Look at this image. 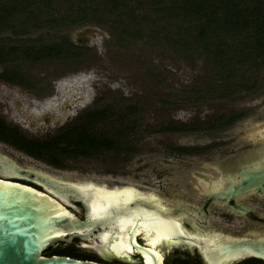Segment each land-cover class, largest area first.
I'll return each mask as SVG.
<instances>
[{"label":"rangeland","instance_id":"1","mask_svg":"<svg viewBox=\"0 0 264 264\" xmlns=\"http://www.w3.org/2000/svg\"><path fill=\"white\" fill-rule=\"evenodd\" d=\"M44 34L38 33L29 39L38 36L43 38ZM66 35L74 44L87 50L83 58L75 63L42 62L31 67L21 65L25 69L24 73L51 82L54 95L43 102L35 101L0 85L1 109L4 110L7 100L12 105L9 111L5 110L4 117L13 121L19 118L15 122L25 123L27 136L41 138L92 102L99 107L112 105L114 110L133 105L138 111L132 117L138 122L130 130V136L138 141L137 148H141V152L137 151L128 157H77L64 162L65 169H56L41 161L28 159L11 147L0 144V154L14 159L19 166L71 183H91L111 189L134 188L145 194L151 192L157 195L155 199L168 204L174 201L197 203V199L192 197V193H195L192 184L196 181L190 179L192 184L188 185L185 174L201 171L197 165L214 163L217 158L199 159L194 161L195 166L189 167L188 162L181 157L166 155L164 152L167 147L197 145L202 142L200 139L214 138L220 141L222 149L236 142L239 143V149L247 145L248 139L252 137H264V67L250 72L244 82H239L240 86H249L248 90L239 92V87L236 88L238 94L233 97L221 99L217 96L196 101L191 90L205 86L213 88L219 85L222 90L226 87L225 83H216L219 78L217 70L201 51L184 52L168 43L156 46L144 42L117 44L108 31L95 26L74 28L68 30ZM21 103L23 108L26 107L22 109L26 110V120L21 114L16 117ZM44 103L46 107L42 108ZM231 112L240 115L238 121L228 129L218 130L214 134L155 133L169 123L209 120L216 115ZM105 127H108L107 123ZM144 156L146 159L142 161ZM112 158L115 159L110 161ZM154 159L158 161V166L167 167L171 171L174 177L168 183L172 185H167L165 178L157 181L153 175L146 179L145 174L148 172L140 171L143 162H154ZM76 214L81 215L80 212ZM193 225L201 230L197 224ZM177 248L183 249L174 244L166 247L159 244L157 250L164 255V263L171 264L177 257H186L185 250L176 251ZM79 249L87 253L90 251ZM191 251L189 259L193 261L194 252ZM130 259L139 261L133 256Z\"/></svg>","mask_w":264,"mask_h":264},{"label":"trees","instance_id":"2","mask_svg":"<svg viewBox=\"0 0 264 264\" xmlns=\"http://www.w3.org/2000/svg\"><path fill=\"white\" fill-rule=\"evenodd\" d=\"M83 26L105 29L117 44L168 43L184 52L201 51L217 70L216 83L226 87L191 90L196 101L246 91L249 86L239 82L264 67V0H0V65L79 62L87 50L66 32ZM38 33L46 35L29 39ZM137 111L133 105L117 110L111 105L108 112L95 109L43 141L24 138L0 121V142L56 169H65L64 162L77 157H128L135 154L136 144L129 138L138 122L132 117ZM157 131L195 129L172 123ZM42 256L118 264L80 251L74 241L58 243ZM171 264L200 263L177 257Z\"/></svg>","mask_w":264,"mask_h":264},{"label":"water","instance_id":"3","mask_svg":"<svg viewBox=\"0 0 264 264\" xmlns=\"http://www.w3.org/2000/svg\"><path fill=\"white\" fill-rule=\"evenodd\" d=\"M11 178L30 181L44 192ZM257 187L264 194V167L243 172L220 195L233 211L264 222L247 207L234 203L244 190ZM72 203L82 206V219L64 207L81 211ZM178 217L172 208L132 191L55 179L22 168L0 154V264H99L42 256L58 243L70 244L74 239L79 248L90 249L108 261L139 263L130 259L135 254L141 264H165L159 250L150 249L144 238L142 245L137 244L135 232L141 229H149L158 238H171L161 243L164 247H196L201 264H231L250 255L264 260V241L204 242L197 234L185 231ZM124 227H128L126 242L131 254L122 243Z\"/></svg>","mask_w":264,"mask_h":264},{"label":"flooded vegetation","instance_id":"4","mask_svg":"<svg viewBox=\"0 0 264 264\" xmlns=\"http://www.w3.org/2000/svg\"><path fill=\"white\" fill-rule=\"evenodd\" d=\"M21 67L22 66L18 68H14L6 65H0V85H5L8 88L17 92L18 94L19 92L22 93L25 96V98L26 96H28L29 98H33L35 101L38 100L43 102L54 95L52 94L54 90L51 85V82L47 83L45 82L46 78L42 77L38 79L36 77H33L31 74L27 72L24 73L25 69ZM92 103L90 106L89 105L84 106L76 113L70 115V117L67 118L64 122L56 126V130L51 131L49 134H46V136L41 138L27 136L25 133L26 131L25 123L21 121L15 122L16 119L19 118H15L14 119L15 121H13L11 118L8 119L4 117L6 114L5 110L9 111L10 106H12L9 100H7L6 103L4 104V110L3 108L1 109V105H0V121L7 128L14 129L17 132H19L22 136H24V138L43 141L55 136L62 129L70 125L73 126L76 125L80 117L84 116L85 114L89 115V113L93 112V110L95 109H103L107 112L109 111L110 105L99 107L98 105L97 106L94 105V103L92 105ZM19 105L20 106L16 114V117H19V114H21L22 116H25L23 119L26 120V110H22V109H26V107L23 108L22 103ZM43 107H46L45 103L42 106V108ZM239 116L240 115L238 113L231 112L227 114L216 115L213 119H209V120L206 119L201 121L194 120L187 123L180 122L177 124H181L183 127L194 128L195 131L164 132L161 134H166V133L214 134V132L216 133L218 130L223 131L231 127L235 122L238 121ZM232 117L235 118L231 120ZM170 124L172 123H169L167 125ZM165 126L166 125H163L160 128L163 129ZM155 133H159V132H155ZM129 140L136 144L135 154L138 153L137 151L141 152L140 150L141 148L140 149L137 148L138 141L133 139L132 137L129 138ZM200 141L202 142L197 145H188L183 147L169 146L167 147V149H165L166 152H164L166 155H172V156L174 155L181 157L186 162H188L187 166L189 167L191 165L195 166L194 161L199 159H204V158L209 159L210 157L217 158V161L214 163H202L197 165V167L200 168L201 171L198 172L189 171L186 172L185 174L186 183L188 185L192 184L190 179L196 181L195 184H192L195 193L194 194L192 192L191 193H192V197L194 196L195 199H197V203H191L187 201H174L171 204H168L165 201L162 202L160 200L155 199L156 198L155 196L157 195L154 193L149 192L145 194V193H140L134 188H130V189L135 190L138 195L154 200L156 202L159 201V203L161 202V204L172 208L175 215L179 216L178 220L182 224L185 231L189 233L197 234V237L199 239H204V242L264 241V222L247 218L244 215L236 211H233L232 210L233 208L230 207L220 195L223 189L225 188V186L229 182L238 178L243 172L258 170L264 167V137H252L248 139L249 143L247 145L244 144V146H242L239 149H238L239 143L237 142L231 143L229 147L222 149L221 143L217 139L214 138L207 140L200 139ZM0 144L9 146L8 144L3 142H0ZM12 149L24 155L28 159L36 160L32 156H29L28 154L20 150H17L15 148ZM145 159L146 156L142 158V161H144ZM124 166L125 164L123 165V167ZM26 169L33 172H38L28 167H26ZM140 171L148 172L145 174L146 179L150 177V175H153L155 176L157 181L161 178L163 179L165 178L167 179V182L165 183L167 185H172L171 183H168L169 182L168 180L174 177L173 175L170 174L171 171L167 167L158 166V161L156 159H154V162H150L149 160L143 162ZM9 180L20 184H24L38 191L44 192L41 186L35 185L30 181L14 179V178H11ZM122 188L120 189L121 190L129 189L127 187L124 189ZM234 203L247 207L250 213L256 218L264 219V194L260 191L258 187L244 190L241 194H239L237 197L234 198ZM71 205L80 208L81 211H78L81 213L80 216H77V214L70 207L67 206L64 207L74 216L78 217L79 219H82L83 218L82 206L78 203H72ZM193 224H197L201 228V230H197ZM187 228L190 230H188ZM139 236L143 238L142 235H138L136 238V242L137 244L142 245L143 239L142 238L140 239ZM73 241H74V245L79 249V241L76 239H74ZM179 246L183 247V249L177 248L176 251L185 250L184 251L186 253L185 258L189 259V256H191V252H192L191 250H193L194 252L193 253L194 255L192 256L193 261L195 260L199 261V263L201 264L200 260L198 259L196 247L189 245L186 246L179 245ZM88 253L97 255L92 250L88 251ZM161 255L164 256L162 253ZM132 256L141 262V259L138 255L131 254V257ZM98 257L106 263L112 262L105 260L100 256ZM116 263L131 264V263H125L119 261H116ZM231 264H264V260L250 255V256L242 257Z\"/></svg>","mask_w":264,"mask_h":264},{"label":"bare ground","instance_id":"5","mask_svg":"<svg viewBox=\"0 0 264 264\" xmlns=\"http://www.w3.org/2000/svg\"><path fill=\"white\" fill-rule=\"evenodd\" d=\"M85 185H92L91 183H87ZM99 187V186H98ZM125 191H132L134 193H136L135 190H132V189H125ZM137 194V193H136ZM159 202V201H158ZM161 203V202H160ZM127 229L128 227H124L123 228V232H122V243H123V246H124V249L131 254V250L129 248V246L127 245V242H126V232H127ZM142 233V234H141ZM135 235H142L145 239V242L146 244L148 245V247L152 250H156L157 251V247L159 244H161L163 241H168L170 240L171 238H158V237H155L152 235V233L150 232L149 229H141L137 232H135ZM212 242V241H211ZM158 252V251H157ZM164 257V256H163Z\"/></svg>","mask_w":264,"mask_h":264}]
</instances>
